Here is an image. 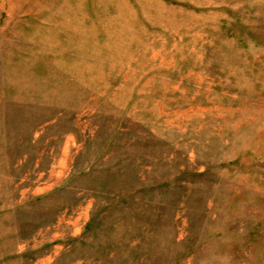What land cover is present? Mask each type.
<instances>
[{
	"label": "rangeland",
	"instance_id": "rangeland-1",
	"mask_svg": "<svg viewBox=\"0 0 264 264\" xmlns=\"http://www.w3.org/2000/svg\"><path fill=\"white\" fill-rule=\"evenodd\" d=\"M0 264H264V0H0Z\"/></svg>",
	"mask_w": 264,
	"mask_h": 264
}]
</instances>
